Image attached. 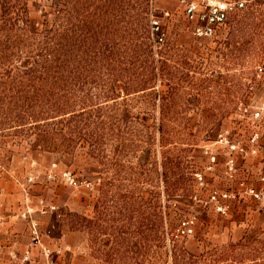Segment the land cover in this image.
I'll return each instance as SVG.
<instances>
[{
	"label": "rangeland",
	"instance_id": "rangeland-1",
	"mask_svg": "<svg viewBox=\"0 0 264 264\" xmlns=\"http://www.w3.org/2000/svg\"><path fill=\"white\" fill-rule=\"evenodd\" d=\"M197 25L0 0V264H264V0Z\"/></svg>",
	"mask_w": 264,
	"mask_h": 264
},
{
	"label": "built area",
	"instance_id": "built-area-1",
	"mask_svg": "<svg viewBox=\"0 0 264 264\" xmlns=\"http://www.w3.org/2000/svg\"><path fill=\"white\" fill-rule=\"evenodd\" d=\"M256 0H183L184 11L190 20L195 19L198 23L195 26V33L201 36H210L217 32V29L224 26L228 17L237 11L243 10L255 3ZM264 67L260 66V70ZM73 179H71V182ZM3 217L0 205V221ZM33 239H36L37 230L33 226ZM48 264H54L49 262Z\"/></svg>",
	"mask_w": 264,
	"mask_h": 264
},
{
	"label": "crops",
	"instance_id": "crops-1",
	"mask_svg": "<svg viewBox=\"0 0 264 264\" xmlns=\"http://www.w3.org/2000/svg\"><path fill=\"white\" fill-rule=\"evenodd\" d=\"M3 180H4V181H3ZM9 182H10V180H7V179L4 178V177H0V183H4L6 189H8L7 187H8ZM1 230L9 233L11 229L9 228V225L7 226V223H6V224L3 223V224L0 226V231H1ZM2 231H1V232H2ZM7 235H8L7 233H6V235H4V236H3V235H0V236H2V240H0V241H3V242H4V238H5V236L8 237V238L10 239V237H11L10 234H9V236H7ZM4 246H6V245H4ZM9 248H10V247H9ZM9 250H10V249H8V248L5 247V250H4L3 252H9Z\"/></svg>",
	"mask_w": 264,
	"mask_h": 264
}]
</instances>
